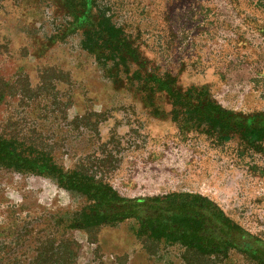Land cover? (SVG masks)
<instances>
[{"label":"rangeland","instance_id":"1","mask_svg":"<svg viewBox=\"0 0 264 264\" xmlns=\"http://www.w3.org/2000/svg\"><path fill=\"white\" fill-rule=\"evenodd\" d=\"M137 60L84 33L60 0L0 2V136L49 153L121 196L174 192L212 200L264 240V141L225 139L172 115L151 76L207 86L227 110L264 112V0H98ZM51 178L0 166V264H259L135 236L133 220L68 227L89 205Z\"/></svg>","mask_w":264,"mask_h":264},{"label":"trees","instance_id":"2","mask_svg":"<svg viewBox=\"0 0 264 264\" xmlns=\"http://www.w3.org/2000/svg\"><path fill=\"white\" fill-rule=\"evenodd\" d=\"M60 1L70 22L51 42L82 31L88 43L102 41L106 49L119 57L137 60V52L121 38L105 12L98 11V0ZM148 82L153 84V92L166 94L172 115H191L199 125L207 123L225 139L239 135L250 143L264 141V112L245 115L227 110L210 96L207 86L182 89L170 75L165 78L154 75ZM0 166L51 178L60 188L85 196L90 204L68 222L71 229L113 226L133 220L138 239L181 243L205 255H225L235 250L264 264V240L247 232L217 204L200 194L174 192L163 196L123 197L102 180L80 171L65 170L49 153L3 136H0Z\"/></svg>","mask_w":264,"mask_h":264}]
</instances>
